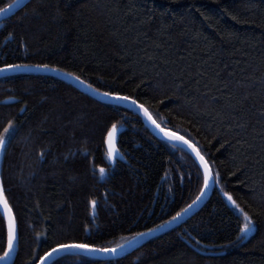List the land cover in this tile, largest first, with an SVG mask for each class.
I'll list each match as a JSON object with an SVG mask.
<instances>
[{
    "label": "trees",
    "instance_id": "obj_1",
    "mask_svg": "<svg viewBox=\"0 0 264 264\" xmlns=\"http://www.w3.org/2000/svg\"><path fill=\"white\" fill-rule=\"evenodd\" d=\"M3 21L0 68L55 65L101 93L131 95L197 144L213 173L206 203L181 225L119 259L56 264H264V0H30ZM9 120L17 131L0 152V182L18 225L12 264H37L56 242L114 247L171 220L203 186L183 148L58 78H0V131ZM114 122L121 159L109 165ZM225 192L252 216L247 236ZM5 246L0 217V254Z\"/></svg>",
    "mask_w": 264,
    "mask_h": 264
},
{
    "label": "snow or ice",
    "instance_id": "obj_2",
    "mask_svg": "<svg viewBox=\"0 0 264 264\" xmlns=\"http://www.w3.org/2000/svg\"><path fill=\"white\" fill-rule=\"evenodd\" d=\"M22 0H13V3L10 6H6V8H0V15H4L8 12H11L12 8H16L20 5ZM4 23L3 20H0V24ZM12 35V33H9ZM23 46V44L21 45ZM19 67H27V65L23 64H4L3 68H0V71L3 70H11ZM39 68H48L53 67L55 65H48V64H39L36 65ZM70 75L75 76L74 73ZM75 79L80 80L79 76H75ZM88 87H92V85L88 84L87 80L81 81ZM96 92H100V89H94ZM102 95L111 98L116 102H131L133 105H137L138 108L142 111L143 115L154 125L157 129H159L163 135L169 141H179L186 145L191 152L194 154L195 159L199 162V167L203 170V186L200 188L201 196L205 193L206 189L209 186L210 177H212L213 173L210 167V163L208 160L205 159V155L202 153L201 149L197 146V144L193 143L191 139H187L185 136L180 135L179 132L170 131L167 128H162L157 120L153 118L152 113L150 112L149 108L145 106V103H141L138 99L134 98L131 95L124 94L118 90H110L105 91ZM16 126L13 124L12 120H9L8 123L4 126L3 131H0V152L6 150L8 143H10L13 136L16 134ZM117 131H118V124L111 123L110 126L107 127V135L106 141L109 145L107 156L109 159H112L117 151L114 146V141L117 139ZM176 147V144L172 145ZM41 159H43V155H41ZM100 177L103 178L106 175V169L103 167L99 168ZM216 175H219L218 173ZM224 195L227 199L231 202V204L239 211L240 214L243 215L244 223L239 225V232L237 235L244 234L247 236L248 233L254 230V225L252 223V216L249 212L245 211L243 207L235 199H233L232 195L228 192H225ZM201 196H197V201L201 198ZM89 203L92 205L93 209L96 207L97 201L95 199H91ZM196 201H193L195 204ZM191 205L186 206V208H190ZM186 208L180 209L179 212H176L175 216L171 217V220H175L178 218L183 212H185ZM0 217L3 218L4 221V236L6 240V246L3 249V253L0 254V260H3L5 264H8V258L11 255L15 244L18 242L19 233H18V225L16 216L13 212L12 205L9 203L8 197L5 195V189L0 182ZM163 223L157 227H162ZM87 227V225H85ZM154 231V228H147L143 232H135L130 233V239L124 240L121 244H117L114 247L108 248H101L96 243H89L85 241H76V240H69L65 243L56 242L53 246L49 247L47 251L43 253L39 257L40 264H56V259L58 256L62 255H81V254H91L96 252L101 253H113L115 254L118 249H123L125 247H130L131 245L135 244L136 239L139 237H143L146 233H151ZM40 233H37L39 236ZM243 238V237H242ZM76 250V251H73Z\"/></svg>",
    "mask_w": 264,
    "mask_h": 264
},
{
    "label": "water",
    "instance_id": "obj_3",
    "mask_svg": "<svg viewBox=\"0 0 264 264\" xmlns=\"http://www.w3.org/2000/svg\"><path fill=\"white\" fill-rule=\"evenodd\" d=\"M29 1L30 0H22L20 5H18L16 8L11 9V12H8L4 15H0V20H5V19L11 17L16 12H18L20 9H22ZM12 3H10L8 6H10ZM4 8H6V7H4ZM24 73L48 75V76L58 78L59 80L65 82L66 84H68V85L72 86L73 88L79 90L80 92L84 93L85 95L93 98L94 100H97V101L102 102V103L116 105L119 107L126 108L128 110H131L132 112H134L135 114H137L141 118L144 125L148 128V130L155 137H157L161 140L167 141L169 143L176 144V146L183 148L189 155L192 156V158L195 160V162L199 166V162L195 159L194 154L191 152V150L186 145H184L182 142H179V141H169L159 129H157L154 125L151 124V122L149 120H147V118L143 115L142 111L138 108L137 105H133L131 102H127V101L116 102V101L112 100L111 98L102 95L101 92L98 93V92L94 91V88L88 87L87 85H85L84 83L81 82L82 80L75 79V76L70 75V74L65 73V72H61L59 70L51 69V68L19 67V68H15V69H11V70H3V71H0V78L15 75V74H24ZM116 141H117V139L114 141V146L117 149ZM104 145H105L106 156H107L109 145L107 144L106 137H105ZM120 159H121V155L117 149V151H116V153L112 159H109L107 156V161H108L107 163L109 165H113L115 160H120ZM200 170L203 174L202 168H200ZM213 185H214V180H213V176H212V177H210L209 186L206 189L205 193L202 196H201V193L198 195V196H201V198L198 201H197V198L194 200V201H196L195 204H193V202H192L190 204L191 207L186 208L185 212H183L175 220H169L166 223H164L162 227H157L151 233H146L143 237L137 238L135 244L131 245L130 247L118 249L115 254L96 252V253L81 254V255L92 257V258L103 259V260H115V259H119V258L123 257L124 255L129 254L133 250L140 247L142 244L146 243L148 240H150V239H152V238H154V237H156L162 233H165L169 230H172L174 227L181 225L185 220H187L189 217H191L196 212H198L200 210V208L206 203V201H207V199H208V197H209V195L213 189ZM225 200L227 201V203L230 206H233L231 204V202L227 199L226 196H225ZM95 215H96V210H95V208L93 209V207L91 205V216L95 217ZM73 251H76V250H73ZM16 253H17V243L15 244L14 249L8 258V264L13 263L15 256H16ZM59 257H61V256H58L57 258H59ZM0 264H5V262L3 260H0ZM37 264H40V262L38 261Z\"/></svg>",
    "mask_w": 264,
    "mask_h": 264
},
{
    "label": "bare ground",
    "instance_id": "obj_4",
    "mask_svg": "<svg viewBox=\"0 0 264 264\" xmlns=\"http://www.w3.org/2000/svg\"><path fill=\"white\" fill-rule=\"evenodd\" d=\"M79 91V90H78ZM82 93V92H81Z\"/></svg>",
    "mask_w": 264,
    "mask_h": 264
}]
</instances>
